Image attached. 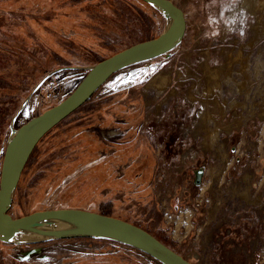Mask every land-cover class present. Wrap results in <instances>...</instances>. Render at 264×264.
Here are the masks:
<instances>
[{
  "label": "rangeland",
  "instance_id": "1",
  "mask_svg": "<svg viewBox=\"0 0 264 264\" xmlns=\"http://www.w3.org/2000/svg\"><path fill=\"white\" fill-rule=\"evenodd\" d=\"M172 1L186 21L180 43L111 75L50 130L9 212L95 211L142 226L192 264H264V0L233 13L241 0ZM164 25L141 0H0V165L10 125L61 101L85 67ZM160 72L168 79L158 90L149 83ZM33 247L40 252L19 259ZM0 264L160 263L82 236L0 241Z\"/></svg>",
  "mask_w": 264,
  "mask_h": 264
},
{
  "label": "water",
  "instance_id": "2",
  "mask_svg": "<svg viewBox=\"0 0 264 264\" xmlns=\"http://www.w3.org/2000/svg\"><path fill=\"white\" fill-rule=\"evenodd\" d=\"M141 1L159 10L164 16L165 25L156 37L132 43L85 67L81 80L61 101L29 118L16 128L10 125V133L0 165V241L16 242L14 238L20 233H36L46 237L35 241H17L20 243L87 236L132 247L160 264H192L146 229L115 216L85 209L57 207L35 210L16 218L9 212L21 173L37 143L64 118L78 107L80 108L111 75L135 63L146 62L160 55H169L173 47L184 37L186 21L181 7L172 0ZM72 69H80V66H73ZM53 72L50 70L37 82L23 104L37 86ZM50 223L69 224L72 229L51 234L38 228ZM40 250V247L30 248L24 251L19 259L27 260Z\"/></svg>",
  "mask_w": 264,
  "mask_h": 264
},
{
  "label": "bare ground",
  "instance_id": "3",
  "mask_svg": "<svg viewBox=\"0 0 264 264\" xmlns=\"http://www.w3.org/2000/svg\"><path fill=\"white\" fill-rule=\"evenodd\" d=\"M253 3V0H242V4L243 5H247V6H250L252 5ZM261 3V2H260ZM261 11V14H264V7L262 9H260ZM255 31L254 33V36L257 35L259 32L256 30V28L253 30ZM243 51V50H242ZM212 66V65H211ZM229 64L227 63L225 68L223 67L222 70H228L226 67H228ZM212 71H214V73L216 74H219L220 73V70L218 67L215 66V68H211ZM212 73V72H211ZM222 74V73H221ZM220 75V74H219ZM223 75V74H222ZM216 77V75H215ZM168 79V76H165L164 73L160 72L159 74H157L151 81L149 84H153V86H155L158 90H161L163 89L162 87L166 85V81ZM203 117L199 118V120L197 121L196 123V127L197 128L199 126V124H202L203 125V122H204V119H202ZM227 129L228 131L230 130L229 127L225 128ZM218 129L215 127L214 131L212 130H209V135L210 136H213L214 132H216ZM218 134V133H217ZM40 230H43V231H46V232H50L51 234L52 233H57V232H61V231H64V230H70L72 229V226L69 225V224H64V223H50V224H45V225H42L40 227H38ZM42 238H46L45 236H42V235H39V234H36V233H20L18 235H16V237L14 238V240L17 241H20V242H24V241H35V240H40Z\"/></svg>",
  "mask_w": 264,
  "mask_h": 264
},
{
  "label": "trees",
  "instance_id": "4",
  "mask_svg": "<svg viewBox=\"0 0 264 264\" xmlns=\"http://www.w3.org/2000/svg\"><path fill=\"white\" fill-rule=\"evenodd\" d=\"M115 52H117V51H114V52H112V53H110V54H108L106 57H108V56H110V55H112V54H114ZM105 58V57H104ZM101 60V59H100ZM99 61V60H98ZM59 67V66H58ZM26 166V165H25ZM108 215V214H107ZM134 224V223H133ZM136 225V224H135ZM137 226H139V225H137ZM139 227H142V226H139ZM143 228V227H142ZM143 229H145V228H143ZM147 230V229H146ZM148 232H150L149 230H147ZM151 233V232H150ZM152 234V233H151ZM153 236H155V237H157L155 234H152ZM157 239H159L161 242H163L159 237H157ZM164 244H166L165 242H163ZM167 245V244H166ZM167 246H169V247H171L169 244L167 245ZM129 247V246H128ZM130 248H132V247H130ZM172 248V247H171ZM132 249H134V248H132ZM176 253H178L179 254V252L177 251V250H175L174 248H172ZM136 250V249H135Z\"/></svg>",
  "mask_w": 264,
  "mask_h": 264
},
{
  "label": "crops",
  "instance_id": "5",
  "mask_svg": "<svg viewBox=\"0 0 264 264\" xmlns=\"http://www.w3.org/2000/svg\"><path fill=\"white\" fill-rule=\"evenodd\" d=\"M179 226H180V224H177V225H176V227H179ZM172 236H173V237L180 238V236H179V233H178V232H172Z\"/></svg>",
  "mask_w": 264,
  "mask_h": 264
},
{
  "label": "flooded vegetation",
  "instance_id": "6",
  "mask_svg": "<svg viewBox=\"0 0 264 264\" xmlns=\"http://www.w3.org/2000/svg\"><path fill=\"white\" fill-rule=\"evenodd\" d=\"M242 5H243V4H242V0H241L239 6H238L236 9L230 10V13H233L235 10H238V9L240 8V6H242Z\"/></svg>",
  "mask_w": 264,
  "mask_h": 264
}]
</instances>
